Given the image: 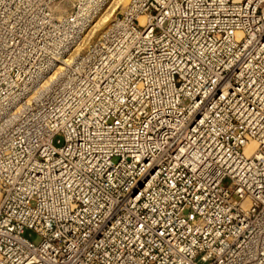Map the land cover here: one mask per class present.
Instances as JSON below:
<instances>
[{"label":"built area","instance_id":"built-area-1","mask_svg":"<svg viewBox=\"0 0 264 264\" xmlns=\"http://www.w3.org/2000/svg\"><path fill=\"white\" fill-rule=\"evenodd\" d=\"M52 1L0 0L42 60L0 72V264H264V0H130L72 55Z\"/></svg>","mask_w":264,"mask_h":264},{"label":"rangeland","instance_id":"rangeland-1","mask_svg":"<svg viewBox=\"0 0 264 264\" xmlns=\"http://www.w3.org/2000/svg\"><path fill=\"white\" fill-rule=\"evenodd\" d=\"M97 1L98 0H54L50 3V8L52 15L56 18L59 17L64 20L78 13L77 19L81 21L86 14V8L94 5ZM127 3L128 1L124 2L123 0H119L117 3L116 0H109L106 4L101 5L100 7L103 6L102 9L96 12V17L92 20L90 26L87 27L84 34H81L75 48L69 51L71 53L70 55L74 54L76 51L85 49L89 43L95 41L106 28L110 20L118 15ZM35 8L36 3H34L31 9L32 11L20 9H18L19 11H14L12 9V11L3 10L0 12V42L8 38L11 39V47L8 50H5L3 46L0 45V72H36L40 68L42 63V60L38 59V54L40 52V43L38 42V39L40 41V28L36 22L38 14L34 12L36 11ZM96 10H98V8ZM105 16L108 18V21L102 23V19ZM28 40H32L34 43L32 58L29 57L30 51L24 49L28 44ZM53 144L55 146H60L62 144V137H55ZM23 236L34 242L39 241V236L31 229H26Z\"/></svg>","mask_w":264,"mask_h":264},{"label":"bare ground","instance_id":"bare-ground-1","mask_svg":"<svg viewBox=\"0 0 264 264\" xmlns=\"http://www.w3.org/2000/svg\"><path fill=\"white\" fill-rule=\"evenodd\" d=\"M119 0H116V3ZM124 2L126 1H130V0H123ZM107 2H109V0H98L94 5L89 6L88 8H86V14L84 15V17L81 19L83 20L81 22V24L84 23L85 27H83L82 29V34H84V32L87 30V27L90 26V24L92 23V20L96 17V12H98L99 10L102 9V7H100L101 5L106 4ZM120 3V2H119ZM98 8V10H96ZM140 20L143 21V17H140ZM108 21V18L105 16L102 19V23H106ZM95 22V21H94ZM98 24V23H97ZM83 26V25H82ZM94 26V25H93ZM93 30V29H92ZM94 33V32H93Z\"/></svg>","mask_w":264,"mask_h":264}]
</instances>
